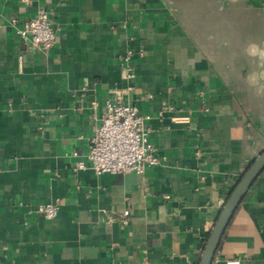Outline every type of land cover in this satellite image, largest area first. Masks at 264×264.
<instances>
[{
  "label": "crops",
  "instance_id": "crops-1",
  "mask_svg": "<svg viewBox=\"0 0 264 264\" xmlns=\"http://www.w3.org/2000/svg\"><path fill=\"white\" fill-rule=\"evenodd\" d=\"M42 8L46 51L10 22ZM115 88L159 157L142 173L76 168ZM263 149L264 0H0V264H197ZM226 259L264 264V169L211 264Z\"/></svg>",
  "mask_w": 264,
  "mask_h": 264
},
{
  "label": "built area",
  "instance_id": "built-area-1",
  "mask_svg": "<svg viewBox=\"0 0 264 264\" xmlns=\"http://www.w3.org/2000/svg\"><path fill=\"white\" fill-rule=\"evenodd\" d=\"M51 11L40 9L33 17L19 25L15 17L10 19L16 34L31 48L49 50L55 42V30L51 21ZM132 50L127 49L121 61L129 63ZM127 66L126 77H130ZM129 87H126L128 89ZM124 91L115 88L105 102L106 111L95 126L90 137L86 161H79L76 168H89L99 174L142 173L148 166L159 162L155 146L148 138V130L143 126V116L135 104L124 99ZM175 123H188L187 115H173ZM36 211L45 218H52L58 212L56 202L37 203ZM126 222L128 211L123 213ZM225 264H241L238 259H226Z\"/></svg>",
  "mask_w": 264,
  "mask_h": 264
},
{
  "label": "water",
  "instance_id": "water-1",
  "mask_svg": "<svg viewBox=\"0 0 264 264\" xmlns=\"http://www.w3.org/2000/svg\"><path fill=\"white\" fill-rule=\"evenodd\" d=\"M263 169L264 149L252 160L246 170L242 173L236 185L225 200L205 241L197 264L212 263L215 252L228 222L230 221L237 206L246 195L248 189Z\"/></svg>",
  "mask_w": 264,
  "mask_h": 264
}]
</instances>
